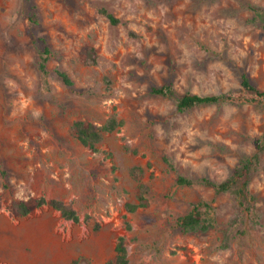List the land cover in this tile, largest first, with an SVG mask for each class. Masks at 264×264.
<instances>
[{
	"label": "rangeland",
	"instance_id": "374dc122",
	"mask_svg": "<svg viewBox=\"0 0 264 264\" xmlns=\"http://www.w3.org/2000/svg\"><path fill=\"white\" fill-rule=\"evenodd\" d=\"M249 5L264 9V0H0V264H107L120 235L131 264H264V142L251 210L197 181L226 178L264 131V97L239 83L244 71L264 89V24ZM41 38L52 49L47 84L36 67ZM162 85L171 94L152 91ZM225 91L231 99L177 108L185 92ZM113 114L123 124L97 150L71 131L74 120L102 124ZM136 165L148 204L129 212ZM177 174L196 181L179 185ZM38 196L64 201L80 220L47 205L9 210ZM197 202L219 226L183 233L177 217Z\"/></svg>",
	"mask_w": 264,
	"mask_h": 264
},
{
	"label": "trees",
	"instance_id": "16d2710c",
	"mask_svg": "<svg viewBox=\"0 0 264 264\" xmlns=\"http://www.w3.org/2000/svg\"><path fill=\"white\" fill-rule=\"evenodd\" d=\"M258 16L264 24V9H261L255 5L248 6ZM100 13L105 15L112 24L119 23V19L116 18L106 7L100 8ZM42 48L38 53V59L36 62L37 70L39 71L42 79L47 84L48 77L50 75V69L48 68V60L52 55V49L47 44L46 40L41 38ZM83 52L91 59L96 61V53L93 47L87 46L83 49ZM56 74L61 81L67 85H73V81L67 71L57 68ZM239 83L241 87L253 94L256 97H264V89L256 86L250 79L249 75L241 71L239 73ZM152 91L160 95L171 94V87L169 85H162L159 87H153ZM232 98V94L229 91L221 92L219 94H198L193 92H185L177 99V108L179 110H187L192 107L219 103ZM123 124V120L117 118L115 114L107 118L102 124H97L91 120L77 119L72 122L71 131L73 135L84 145L92 150H97L98 143L102 140L105 133L112 132L117 127ZM264 142V131L262 135L256 140L257 151L253 154H242L239 158L238 164L235 169L223 180L215 181L208 177H202L197 179L204 185L211 186L216 192L228 193L238 204L245 207L247 210H251L253 203L256 200V196L251 192L249 188L250 180L254 173L257 171L260 161L261 146ZM163 160L167 164V167L171 170H175L173 161L168 155L163 156ZM143 168L139 165L133 166L131 174L134 179L137 180V201L126 203V209L129 212H133L138 208L145 207L148 204L147 193L149 186L141 179L143 175ZM2 175H6V171H2ZM196 180L189 178L182 174H177L176 183L179 185H191ZM3 187L8 188L9 185L5 181L2 183ZM44 205L50 206L60 212L61 216L65 219L78 222L80 216L76 209L66 204L64 201L56 198H47L45 196L31 197L28 199L13 200L9 204V210L13 215L24 216L35 209ZM200 205H204L209 208L210 205L207 202L194 203L192 208L185 214L177 217V223L180 230L183 233H201L207 232L210 229L218 228V222L213 216H204L203 212L199 209ZM238 216L233 217L232 221L236 222ZM221 244L222 248L230 246V233L228 230L221 231ZM114 257L108 261L107 264H131L128 258V252L126 247V239L124 235L118 236L115 247ZM78 262V259L74 261Z\"/></svg>",
	"mask_w": 264,
	"mask_h": 264
}]
</instances>
